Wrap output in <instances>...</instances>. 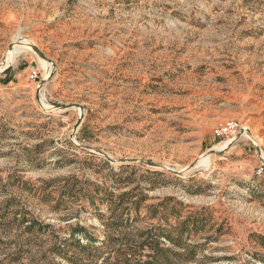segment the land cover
Returning <instances> with one entry per match:
<instances>
[{"label":"rangeland","instance_id":"1","mask_svg":"<svg viewBox=\"0 0 264 264\" xmlns=\"http://www.w3.org/2000/svg\"><path fill=\"white\" fill-rule=\"evenodd\" d=\"M14 41L0 264H264V0H0Z\"/></svg>","mask_w":264,"mask_h":264},{"label":"bare ground","instance_id":"2","mask_svg":"<svg viewBox=\"0 0 264 264\" xmlns=\"http://www.w3.org/2000/svg\"><path fill=\"white\" fill-rule=\"evenodd\" d=\"M38 46V45H36V44H34V43H29V42H25V41H14L13 43H12V47L8 50L9 51V56H8V59H4V61H2V62H0V69L1 68H4V67H6V65L8 64V63H10V62H13V58L12 57H14V56H16L17 54H19L20 52H22V50H24V49H27V50H29V51H34V49H33V46ZM21 47V48H20ZM32 49V50H31ZM41 49V48H40ZM7 51V52H8ZM35 52V51H34ZM36 53V52H35ZM21 54V53H20ZM41 57V56H40ZM43 58V57H42ZM45 59V58H44ZM47 62H49V63H51V68H52V66H53V63L52 62H50V61H48L47 59H45ZM49 77V75L48 76H46V77H44V79H47ZM39 88V87H38ZM38 92H40V91H38ZM39 96H40V100H41V92L39 93ZM79 108V107H78ZM80 110H81V108H79ZM241 135L243 136V134L244 133H249V135H250V137H252L254 140H256V137H254L253 136V134H252V132H251V129L248 127H245V126H243L242 128H241ZM229 143H227L224 147H223V149H225L226 147H227V145H228ZM216 150V149H215ZM260 154H261V151H260ZM201 156H204V157H211L209 154H205V155H201ZM200 156V157H201ZM261 156H262V154H261ZM199 158V157H198ZM197 158V159H198ZM197 161L198 160H196V162L194 163L195 164V167H196V165H197ZM184 170V169H183Z\"/></svg>","mask_w":264,"mask_h":264},{"label":"water","instance_id":"3","mask_svg":"<svg viewBox=\"0 0 264 264\" xmlns=\"http://www.w3.org/2000/svg\"><path fill=\"white\" fill-rule=\"evenodd\" d=\"M12 47V45L10 46V48ZM33 49H34V51L37 53V55L40 57H43V58H45V59H47L48 61H50V62H52V60L49 58V57H47L46 56V54L40 49V47H38V46H33ZM47 80L48 79H43L42 81H41V84H45L46 82H47ZM59 108H61V109H68V108H72V107H74V108H76V107H79V108H82V109H84L80 104H77V103H75V104H64V105H59L58 106ZM241 134V131L238 133V135H240ZM237 135V136H238ZM257 150L260 152V147L259 146H257ZM213 152V151H212ZM195 166V164H192L191 165V167H194ZM171 171H173V172H176V173H178V171H176V170H174V169H170Z\"/></svg>","mask_w":264,"mask_h":264},{"label":"built area","instance_id":"4","mask_svg":"<svg viewBox=\"0 0 264 264\" xmlns=\"http://www.w3.org/2000/svg\"><path fill=\"white\" fill-rule=\"evenodd\" d=\"M238 124L235 121H231V122H227L223 125H220L217 129H216V133L219 136H231L234 135L235 133H237L238 131Z\"/></svg>","mask_w":264,"mask_h":264}]
</instances>
